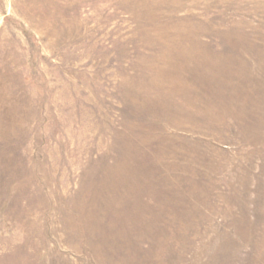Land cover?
I'll use <instances>...</instances> for the list:
<instances>
[{"label": "rangeland", "instance_id": "rangeland-1", "mask_svg": "<svg viewBox=\"0 0 264 264\" xmlns=\"http://www.w3.org/2000/svg\"><path fill=\"white\" fill-rule=\"evenodd\" d=\"M0 264H264V0H0Z\"/></svg>", "mask_w": 264, "mask_h": 264}]
</instances>
